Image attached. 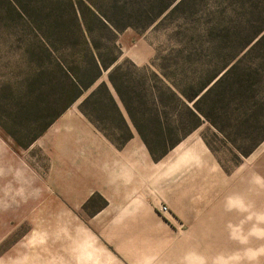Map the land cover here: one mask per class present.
I'll return each instance as SVG.
<instances>
[{"label":"rangeland","instance_id":"1","mask_svg":"<svg viewBox=\"0 0 264 264\" xmlns=\"http://www.w3.org/2000/svg\"><path fill=\"white\" fill-rule=\"evenodd\" d=\"M253 1L0 0V264H264V124L250 133L246 103L232 105L237 119L216 111L215 123L202 118L162 157L150 156L152 185L136 194L154 199L152 226L136 223L131 208L93 221V213L107 207L98 193L79 206L58 205L62 194L54 179L62 167L52 149L57 119L63 113L86 118L78 105L101 81L126 123L103 91L88 110L109 138L86 119L118 148L138 135L108 78L114 64L115 83L136 109L156 110L165 124L184 103L191 106L180 92L198 89L223 69L239 48L226 37L246 24ZM97 8L120 29L101 28L92 15ZM87 28L103 59L117 55L116 61L21 146L14 136L28 140L55 108L35 119L30 113L42 106L36 99L48 83L40 84L43 70L52 67V57L83 66L88 44L78 31ZM256 100L261 114L264 76ZM145 173L141 168V179Z\"/></svg>","mask_w":264,"mask_h":264},{"label":"trees","instance_id":"2","mask_svg":"<svg viewBox=\"0 0 264 264\" xmlns=\"http://www.w3.org/2000/svg\"><path fill=\"white\" fill-rule=\"evenodd\" d=\"M249 7L250 10L248 12L250 13V17L248 19L246 18V24L240 28L233 29L230 35H228L229 37H226L230 40V45L234 41L237 44L235 49L239 48L230 60L223 65V69L214 74L210 80L202 84L198 89L192 90L189 93L180 92L186 99L192 101V105L188 106L182 102V104L184 103L182 110H177L175 116L172 114L170 116L171 118H169L170 120L165 124L158 119L156 110L153 111V109L145 108L136 109L133 106L132 96L129 95L126 97V93L125 96L123 95L112 76L119 64H114L109 70L108 78L116 90L132 125L153 159L162 157L185 135L197 128L202 118L215 123L213 116L217 115L216 111L221 109L225 113L231 111V115H234L237 119V112H235L237 108L232 107L234 103H246L249 105L252 113L251 119H253L249 125L250 133H254L264 124V112H261V114L259 112L257 113L259 108L257 107L258 101L256 100L257 88L264 76V0L250 2ZM125 9V6L120 7V11L123 10V13H125ZM126 13L129 14L128 11ZM92 15L100 27L106 31L108 30L113 34L114 27L120 29L118 25L112 24L111 18L102 14L98 8L92 11ZM78 33L88 44L84 65L79 67L74 63L72 66H68L62 63L57 57H52V61L49 62V65L52 67L49 68L46 66L41 74L42 81L40 84L44 86L48 82L42 89L44 92H39V101L36 99V103H41L42 106L30 110V113L35 115V119L37 116L43 115L51 109L52 106L55 108H52L53 113L51 117L28 140L20 141L14 136L17 143L21 146H28L36 139L54 119L62 114L71 103L97 81L103 70L108 69L116 61L117 55L108 61L103 59L102 54L98 51V46L94 45L88 37L90 33L88 28L80 30ZM111 41H113V36ZM243 50L244 52L241 53ZM47 51L49 55L53 54L52 48L47 47ZM254 55L260 57L259 62L255 63L252 61ZM48 84L49 87L47 88ZM100 91H103L106 98L111 102V109L116 114L118 120L126 123L120 108L114 102L113 97L109 94L106 84L103 81L97 84L78 105L80 112L88 120L93 123H98V120L91 118L88 107L94 105L96 102L94 96ZM169 91L172 96L174 95L177 98V93L174 89ZM33 101L32 99L26 100V102ZM89 109L92 110L95 108ZM226 117L228 118L229 116ZM30 123H35V120L34 122L30 121ZM94 125L99 128L97 124L94 123ZM99 130L103 132L102 129L99 128ZM104 135L108 137L107 134L104 133ZM129 136L130 134H128L127 138ZM260 137H264V131L260 133Z\"/></svg>","mask_w":264,"mask_h":264},{"label":"crops","instance_id":"3","mask_svg":"<svg viewBox=\"0 0 264 264\" xmlns=\"http://www.w3.org/2000/svg\"><path fill=\"white\" fill-rule=\"evenodd\" d=\"M64 114L57 119L58 131L52 140L54 157L62 167L55 174L54 182L62 200H68H61L58 205L79 206L91 194L98 193L107 201V207L93 213V221H101L111 213L124 214L126 208H131L138 214L136 223L155 224V214L148 213L154 199L150 201L144 194H136L140 186L147 190L152 185L148 173L153 170L151 158L140 137L133 133L118 148L100 135L86 118ZM141 168L146 171L143 179ZM141 233L145 232L141 230Z\"/></svg>","mask_w":264,"mask_h":264}]
</instances>
